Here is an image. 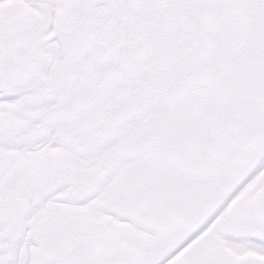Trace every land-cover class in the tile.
Wrapping results in <instances>:
<instances>
[{
  "label": "snow or ice",
  "instance_id": "6c2138e0",
  "mask_svg": "<svg viewBox=\"0 0 264 264\" xmlns=\"http://www.w3.org/2000/svg\"><path fill=\"white\" fill-rule=\"evenodd\" d=\"M0 264H264V0H0Z\"/></svg>",
  "mask_w": 264,
  "mask_h": 264
}]
</instances>
